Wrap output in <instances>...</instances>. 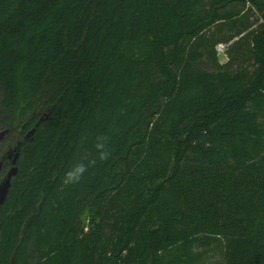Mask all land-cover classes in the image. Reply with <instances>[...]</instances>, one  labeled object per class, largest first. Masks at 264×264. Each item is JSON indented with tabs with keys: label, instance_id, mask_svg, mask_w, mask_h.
Instances as JSON below:
<instances>
[{
	"label": "trees",
	"instance_id": "16d2710c",
	"mask_svg": "<svg viewBox=\"0 0 264 264\" xmlns=\"http://www.w3.org/2000/svg\"><path fill=\"white\" fill-rule=\"evenodd\" d=\"M41 119L0 264H264V0H0V159Z\"/></svg>",
	"mask_w": 264,
	"mask_h": 264
},
{
	"label": "clouds",
	"instance_id": "9594fccd",
	"mask_svg": "<svg viewBox=\"0 0 264 264\" xmlns=\"http://www.w3.org/2000/svg\"><path fill=\"white\" fill-rule=\"evenodd\" d=\"M111 136L107 133L95 135L91 144V153H84L77 162L73 163L62 177V187L77 185L86 178L90 169L99 163L108 161L112 156L110 148Z\"/></svg>",
	"mask_w": 264,
	"mask_h": 264
},
{
	"label": "water",
	"instance_id": "95a60500",
	"mask_svg": "<svg viewBox=\"0 0 264 264\" xmlns=\"http://www.w3.org/2000/svg\"><path fill=\"white\" fill-rule=\"evenodd\" d=\"M46 119H48V117ZM44 121V119H41L36 124L35 128L26 134L24 142L18 143L13 150H11L5 157L0 159V207L5 204L11 190L12 181L18 175V161L21 154V148L23 147L24 143H30L34 141L38 129ZM8 134L9 130L0 131V144L5 141ZM7 161L10 162V168L6 175L1 179L4 164Z\"/></svg>",
	"mask_w": 264,
	"mask_h": 264
},
{
	"label": "rangeland",
	"instance_id": "374dc122",
	"mask_svg": "<svg viewBox=\"0 0 264 264\" xmlns=\"http://www.w3.org/2000/svg\"><path fill=\"white\" fill-rule=\"evenodd\" d=\"M220 45L225 46L226 47V50L229 47V44L228 45L220 44ZM218 47H219V45L216 47V51H217V55H218L219 62L221 64H225L228 61L227 53H226V51L225 52H220L218 50ZM5 148L6 147L3 148V151H6ZM0 150H2V149H0ZM3 177L4 176H1V179ZM84 219H85V224L87 226V223H88V220L87 219H88V217L86 216ZM208 255H209V258L207 259L206 264H220L222 262V257L220 255H218L217 253H215L214 251L213 252H210Z\"/></svg>",
	"mask_w": 264,
	"mask_h": 264
},
{
	"label": "built area",
	"instance_id": "2783aa9c",
	"mask_svg": "<svg viewBox=\"0 0 264 264\" xmlns=\"http://www.w3.org/2000/svg\"><path fill=\"white\" fill-rule=\"evenodd\" d=\"M218 50L220 52H225L226 51V47L225 46H222V45H219Z\"/></svg>",
	"mask_w": 264,
	"mask_h": 264
},
{
	"label": "flooded vegetation",
	"instance_id": "af4514ba",
	"mask_svg": "<svg viewBox=\"0 0 264 264\" xmlns=\"http://www.w3.org/2000/svg\"><path fill=\"white\" fill-rule=\"evenodd\" d=\"M8 162V161H7ZM8 164L10 165V162H8ZM5 176V175H4Z\"/></svg>",
	"mask_w": 264,
	"mask_h": 264
}]
</instances>
